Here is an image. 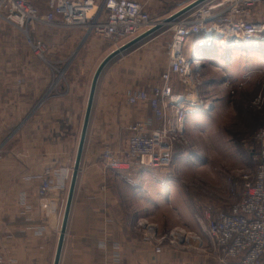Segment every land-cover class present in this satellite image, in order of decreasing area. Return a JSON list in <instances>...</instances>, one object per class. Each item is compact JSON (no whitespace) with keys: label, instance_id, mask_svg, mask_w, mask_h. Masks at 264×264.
<instances>
[{"label":"crops","instance_id":"1","mask_svg":"<svg viewBox=\"0 0 264 264\" xmlns=\"http://www.w3.org/2000/svg\"><path fill=\"white\" fill-rule=\"evenodd\" d=\"M140 1L146 2L152 16L160 2ZM185 4L177 1L171 13ZM15 28L0 24V264H54L93 77L88 70L94 61L98 66L114 45L96 34L85 36L81 28L38 24L33 37L44 38L48 46L44 59ZM163 33L162 28L114 58L100 76L59 264H220L204 251L206 221L196 210L204 214L219 209L197 207L205 200H195L197 192L187 189L182 172L171 174L169 166L134 162L114 171L102 162L106 148L124 154L129 125L140 117H150L153 127L160 124L147 104L128 105L125 90L160 81L163 65L154 62L153 54L161 47L153 46L157 45L153 41ZM177 151L173 155L181 158ZM45 170H51L52 178L44 199L48 210L37 195ZM239 191L241 196L242 187ZM233 200L225 202L227 209ZM175 206L180 211L174 215ZM191 208L193 217H184L181 211ZM141 219L156 224L161 233L184 228L203 243L195 238L187 246L165 241L157 253L135 227Z\"/></svg>","mask_w":264,"mask_h":264},{"label":"built area","instance_id":"2","mask_svg":"<svg viewBox=\"0 0 264 264\" xmlns=\"http://www.w3.org/2000/svg\"><path fill=\"white\" fill-rule=\"evenodd\" d=\"M44 5L46 11L41 12L34 0H0V17L24 32L31 49L44 59L47 44L30 35L38 24L81 28L85 36L96 34L119 47L159 21L140 0H45ZM258 5H264V0H207L172 24L168 66L161 72L160 81L125 90L128 105L147 104L160 124L153 127L150 117H140L130 124L124 154L112 148L104 150L102 162L106 169L125 170L133 162L152 168L170 166L174 143L185 138L188 116L209 111L212 104L200 92L199 47L240 50L264 46V20L251 18ZM263 103L262 94L252 102L258 108ZM256 137L263 142L260 162L254 173H243L240 198L228 209L204 211L208 237L204 251L220 264H264V125ZM51 188V170H45L37 186L45 210L49 204L44 199ZM135 227L157 253L162 252L164 241L187 246L195 238L203 243L200 236L184 228L162 234L146 219L138 220Z\"/></svg>","mask_w":264,"mask_h":264},{"label":"rangeland","instance_id":"3","mask_svg":"<svg viewBox=\"0 0 264 264\" xmlns=\"http://www.w3.org/2000/svg\"><path fill=\"white\" fill-rule=\"evenodd\" d=\"M177 1L189 3L192 0H172L168 4L157 1L153 17H160L158 20L166 18L176 9L173 5ZM44 2L45 0H34L41 12L46 11ZM251 18L264 20V5L256 6ZM0 24L15 27L1 17ZM171 27L172 24L164 26L163 35L153 41L157 42V45L153 46L161 47L153 52L156 59L154 62L163 65L161 72L168 66V63L165 65V53L168 56L167 43L172 37ZM19 32L25 40V33L20 30ZM30 35L33 37V31H30ZM37 38L44 40L42 36ZM108 41L114 45L112 40ZM115 48L117 47L114 45L109 50ZM203 50L199 68L200 92L206 99L212 101V104L203 117L189 120L191 115L204 112H194L188 116L184 140L173 145V151L179 150L177 152L181 158L172 154L169 168L171 174L182 172L185 175L184 184L187 189L197 192L194 194L195 200H205L197 207L207 205L206 207L223 210L227 209L225 202L231 203L233 199L235 200L233 202H236L237 198H240L239 189L243 173H254L260 162L259 155L263 142L256 137V133L264 125V103L258 108L252 102L259 94L264 95V46L250 52L246 49L229 50L220 46ZM91 52L96 58L97 52L93 49ZM105 54L100 57H104ZM145 59L146 63L152 62L148 53ZM114 63L115 59L103 72L108 71ZM96 68L97 64L94 61V66L90 64V69L88 68L89 77H92ZM177 89L181 90L182 87L177 85ZM196 170H202L203 174L194 175L193 171ZM196 210H199L197 215L204 219L202 211ZM177 211L180 210L175 206L174 215ZM181 212L184 217L192 218L195 210L191 208L190 212L189 210ZM195 219L197 220L196 216ZM159 232L161 233L160 230Z\"/></svg>","mask_w":264,"mask_h":264},{"label":"water","instance_id":"4","mask_svg":"<svg viewBox=\"0 0 264 264\" xmlns=\"http://www.w3.org/2000/svg\"><path fill=\"white\" fill-rule=\"evenodd\" d=\"M205 1H207V0H192V1H190L189 3L185 4L180 9L169 14V16H167L166 18L159 20L150 29L142 32L141 34L134 37L133 39L125 42L124 44H122L119 47L110 51L101 60V62L98 64V66H97V68L93 74L92 81H91L87 107H86V111H85V115H84V119H83L78 149H77L76 158H75V162H74V166H73V170H72L70 186H69V191H68V195H67V201H66L63 221H62V225H61V231H60V236H59V240H58L54 264L60 263L61 253H62V249H63V243H64L66 231H67L71 206H72L73 197H74L77 179H78V174H79V170H80V164H81L83 149H84V145H85V141H86V137H87V132H88V128H89V123H90V119H91L95 93H96L97 85H98V82H99V79H100V76H101L103 70L114 58H116L120 54L124 53L125 51L129 50L130 48L134 47L136 44L148 39L154 33L159 31L160 29H162L164 26L173 24L181 16L188 13L189 11H191L192 9H194L195 7H197L198 5L202 4Z\"/></svg>","mask_w":264,"mask_h":264},{"label":"bare ground","instance_id":"5","mask_svg":"<svg viewBox=\"0 0 264 264\" xmlns=\"http://www.w3.org/2000/svg\"><path fill=\"white\" fill-rule=\"evenodd\" d=\"M262 47H263V45H261ZM200 49H199V52H200V55H202L203 53H204V48H209V49H212L213 47H211V46H201V47H199ZM256 48H258V47H250V49H246V50H248L249 52L250 51H255L256 50ZM228 49V48H227ZM229 50H233V48H229ZM235 50H239V49H235ZM240 50H245V49H240ZM257 51V50H256ZM195 113H197V112H195Z\"/></svg>","mask_w":264,"mask_h":264},{"label":"trees","instance_id":"6","mask_svg":"<svg viewBox=\"0 0 264 264\" xmlns=\"http://www.w3.org/2000/svg\"><path fill=\"white\" fill-rule=\"evenodd\" d=\"M171 2H172V1H171ZM171 2H167L166 4L171 3Z\"/></svg>","mask_w":264,"mask_h":264}]
</instances>
